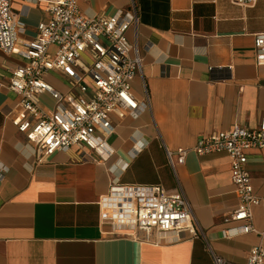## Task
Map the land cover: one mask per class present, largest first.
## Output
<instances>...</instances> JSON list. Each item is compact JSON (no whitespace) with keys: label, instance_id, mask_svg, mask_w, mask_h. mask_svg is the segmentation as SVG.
Instances as JSON below:
<instances>
[{"label":"crops","instance_id":"obj_1","mask_svg":"<svg viewBox=\"0 0 264 264\" xmlns=\"http://www.w3.org/2000/svg\"><path fill=\"white\" fill-rule=\"evenodd\" d=\"M132 0H78L84 16L130 10ZM138 16L135 42L141 68L131 82L149 108L136 117L110 115L106 141L113 150L104 162L87 146L56 151L36 164L34 144L12 123L18 97L8 88L10 71L22 59L0 49V264H212L208 248L233 264H245L252 246L264 247V206L251 207L254 231L225 237L238 227L225 221L238 205L229 158L224 152L176 159L201 136L237 123L256 128L264 118V64L255 61L254 39L264 32V0L253 6L231 0H133ZM44 0H11L24 22V36L49 17ZM44 80L62 93L64 75ZM53 99L39 95L50 111ZM246 169L253 192L264 198V149L248 152ZM160 185L184 193L197 235L150 241L111 236L99 224L98 200L114 183Z\"/></svg>","mask_w":264,"mask_h":264},{"label":"built area","instance_id":"obj_2","mask_svg":"<svg viewBox=\"0 0 264 264\" xmlns=\"http://www.w3.org/2000/svg\"><path fill=\"white\" fill-rule=\"evenodd\" d=\"M49 17L36 25L33 37L24 36L25 24L12 11L11 0H0V49L18 55L22 64L10 71L8 88L18 97L12 123L34 144L35 163L45 162L56 151L87 146L98 161L113 153L106 136L113 130L110 115L136 117L149 108V98L138 100L131 82L140 73L141 55L126 32L136 30L138 16L134 1L127 11L111 15L84 16L78 0H44ZM257 0H231L253 6ZM54 46L53 52L49 47ZM256 64H264V32L254 39ZM60 72L69 86L55 90L43 75ZM53 99L50 111L43 109L39 95ZM264 149V118L256 128L237 123L225 131L201 136L191 148H177L176 159L165 149L172 169L184 162L188 152L196 155L224 152L229 158L233 190L238 205L225 221H239L238 227L223 232L228 237L254 231L251 207L264 198L254 194L246 163L248 152ZM4 169L0 163V170ZM99 224L111 236L128 235L158 244L177 240L184 232L197 235L190 205L180 188L169 192L160 185L114 183L98 200ZM212 264H233L208 248ZM245 264H264V247L252 246Z\"/></svg>","mask_w":264,"mask_h":264},{"label":"rangeland","instance_id":"obj_3","mask_svg":"<svg viewBox=\"0 0 264 264\" xmlns=\"http://www.w3.org/2000/svg\"><path fill=\"white\" fill-rule=\"evenodd\" d=\"M54 49H55V47H54V46H51V47H49L48 51H49V52H53Z\"/></svg>","mask_w":264,"mask_h":264}]
</instances>
